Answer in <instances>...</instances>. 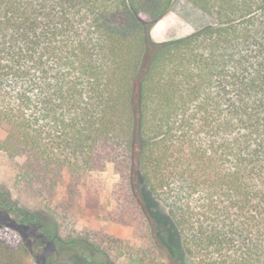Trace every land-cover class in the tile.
Listing matches in <instances>:
<instances>
[{
	"label": "trees",
	"instance_id": "obj_1",
	"mask_svg": "<svg viewBox=\"0 0 264 264\" xmlns=\"http://www.w3.org/2000/svg\"><path fill=\"white\" fill-rule=\"evenodd\" d=\"M175 1L0 0V149L30 183L119 174L172 264H264V0H189L212 21L155 45ZM60 233L0 190V264L126 258Z\"/></svg>",
	"mask_w": 264,
	"mask_h": 264
},
{
	"label": "rangeland",
	"instance_id": "obj_2",
	"mask_svg": "<svg viewBox=\"0 0 264 264\" xmlns=\"http://www.w3.org/2000/svg\"><path fill=\"white\" fill-rule=\"evenodd\" d=\"M212 21L189 0H176L153 29L155 45L186 37ZM154 49V47H153ZM152 49V50H153ZM6 130L0 129V141ZM21 159L13 160L0 149V190L9 191L19 206L31 211L54 214L63 237L83 236L103 242L124 253L121 264H131L129 255L154 254L163 264H172L153 241L145 218L137 219L121 178L112 171H66L54 186L30 183L19 174Z\"/></svg>",
	"mask_w": 264,
	"mask_h": 264
}]
</instances>
